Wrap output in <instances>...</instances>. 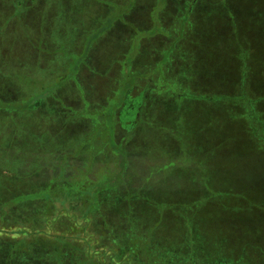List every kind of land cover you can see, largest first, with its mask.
Instances as JSON below:
<instances>
[{"label": "rangeland", "instance_id": "1", "mask_svg": "<svg viewBox=\"0 0 264 264\" xmlns=\"http://www.w3.org/2000/svg\"><path fill=\"white\" fill-rule=\"evenodd\" d=\"M0 50V100L22 101L24 113L36 106L45 127L47 102H55L67 119L54 121V134L85 135L82 152L67 160V191L103 185L99 204L114 218L116 204L130 203L134 191L158 198L172 183L195 189L200 201L207 184L220 210L245 211L242 230L264 238V0H0ZM73 109L92 119L76 133L85 116L71 117ZM120 181L118 199L107 188ZM188 199L169 205L186 207ZM135 203L123 224L147 215ZM83 206H71L77 220ZM102 213L90 232L109 233ZM165 215L170 222L172 212Z\"/></svg>", "mask_w": 264, "mask_h": 264}, {"label": "trees", "instance_id": "2", "mask_svg": "<svg viewBox=\"0 0 264 264\" xmlns=\"http://www.w3.org/2000/svg\"><path fill=\"white\" fill-rule=\"evenodd\" d=\"M47 103L51 105L48 113L51 122L48 120L45 127L36 106L30 111L24 109L27 111L24 113L22 101L0 100V264H264V249L260 248L264 245L261 243L264 238L260 241L250 230L243 231L242 224H239L243 222L240 217L246 215L245 211L220 210L206 192L207 184L202 189L205 197L200 201L193 200L195 189L172 183L158 198L141 195L142 189L134 191L129 197L130 203L116 204L114 218L105 216L108 212L99 204L106 197L103 185L95 187L89 194L83 184L72 186L75 187L72 192L67 191L71 187L73 169L67 160L71 154L82 152L85 135L71 134V139L55 135L57 130L52 127L57 125L54 121H59L60 117L67 119V111L54 106L55 102ZM73 110L71 117L85 116L74 123L76 133L81 123L91 117L86 118L85 112L80 111L82 109ZM92 123L88 125L93 126ZM96 123L94 128L99 135L94 138L95 144L101 143L99 138L103 134L102 122L98 120ZM112 137L113 129L107 133V140L114 142ZM57 162L61 164L59 172L56 171ZM108 184L107 190L121 199V181ZM159 189L161 192L162 187ZM209 190L212 191L210 187ZM186 192L190 195L184 198ZM163 197L165 203H161ZM136 198L139 203H135L138 202ZM186 198L193 202L186 207L172 206ZM57 201L62 202L63 208L57 205ZM133 201L138 207L137 213L147 215L139 220L134 215L136 219L129 218L128 226L123 224V215H133V210L130 211ZM81 202L84 206L79 211L83 218L77 220L71 206H78ZM188 210L191 211L190 217ZM166 212H172L170 222ZM202 212L204 217H198ZM101 213L106 224L104 231H109L108 234L99 235L92 227L93 233L90 232L89 223ZM184 227L191 232L184 237L178 236ZM114 230L119 231V237L113 235ZM222 230L228 234L218 236ZM253 243L260 245H250ZM210 250L218 252L221 258L218 262H214L212 256L202 255Z\"/></svg>", "mask_w": 264, "mask_h": 264}, {"label": "flooded vegetation", "instance_id": "3", "mask_svg": "<svg viewBox=\"0 0 264 264\" xmlns=\"http://www.w3.org/2000/svg\"><path fill=\"white\" fill-rule=\"evenodd\" d=\"M99 5H100V4H99ZM150 7H151V6H150ZM147 15L150 16V8L147 9ZM128 88H129V87H128ZM128 88H126V90L124 91V94H123L124 97H123V99H124V98L126 97V95H127V89H128ZM124 100H125V99H124Z\"/></svg>", "mask_w": 264, "mask_h": 264}]
</instances>
